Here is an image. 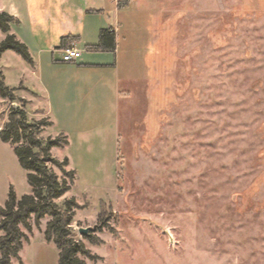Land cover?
Masks as SVG:
<instances>
[{"label":"rangeland","instance_id":"1","mask_svg":"<svg viewBox=\"0 0 264 264\" xmlns=\"http://www.w3.org/2000/svg\"><path fill=\"white\" fill-rule=\"evenodd\" d=\"M121 12V59L146 87L137 78L128 114L126 104L116 108L117 155L110 128L89 146L73 139L75 179L56 200L83 206L73 236L100 257L86 264H264V0H135ZM3 53L5 83L21 98L30 63ZM19 104L0 98V127ZM93 111L92 124L107 125L108 108ZM31 113L29 121H47ZM52 132L42 125L38 138ZM11 190L20 198L32 187L0 139L1 207ZM20 228L27 239L12 264H58L43 229L33 220L31 231Z\"/></svg>","mask_w":264,"mask_h":264},{"label":"crops","instance_id":"2","mask_svg":"<svg viewBox=\"0 0 264 264\" xmlns=\"http://www.w3.org/2000/svg\"><path fill=\"white\" fill-rule=\"evenodd\" d=\"M134 1L0 0V12L18 20L11 25L10 32L27 46L33 60L30 74L23 75L19 82L21 91L26 92L20 95L27 100L25 110L29 115L41 111L51 123L49 130L53 132L49 135L66 138L67 144L53 147L51 154L59 160L67 158L68 170H73L70 168L73 139L79 145L89 146L95 141V135L101 137L100 129L112 130L117 155L121 133L116 108L126 104L128 114L135 102L133 84L138 83L137 78L146 87L147 77H136L133 65L127 64L125 71L118 43L119 28L125 23L121 11ZM102 29L111 32L104 39V47L91 48L99 43ZM69 35L77 37L73 44L81 50V55L64 62L58 54H61L60 40ZM103 106L109 110L107 125L92 124L100 120L92 114L93 110ZM48 219H41L39 228L43 229L42 222Z\"/></svg>","mask_w":264,"mask_h":264},{"label":"trees","instance_id":"3","mask_svg":"<svg viewBox=\"0 0 264 264\" xmlns=\"http://www.w3.org/2000/svg\"><path fill=\"white\" fill-rule=\"evenodd\" d=\"M18 20L6 12H0V31L5 34L0 41V58L6 50H12L25 61L32 64L33 60L27 46L19 41L10 32L11 25ZM111 32L102 29L99 34V43L91 48L104 47V39ZM77 37L64 36L60 40V48L72 44ZM15 88L5 83L0 70V98L11 102L18 101L19 106H11L7 119L0 127V139L13 145V151L20 166L27 171V181L32 187L30 194L17 198L11 190L4 207L0 206V264H11L13 258L19 259L22 249V240L27 236L21 230L23 226L31 231V221L39 226L41 219L49 217L44 230V239L53 242L58 255V264H86L85 258L92 261L100 257L85 247L81 240L73 236L71 224L76 209L82 208L74 197L64 200L59 205L56 200L62 197L73 184L74 170H66L68 159L58 160L51 154L53 147H63L67 144L64 136L48 137L45 140L38 138L42 125H50L49 121H29L25 110L26 102L15 95ZM57 169L61 174L60 177ZM98 224L106 226L110 218L105 217V203H101L98 214ZM91 243L97 244L98 238L87 234Z\"/></svg>","mask_w":264,"mask_h":264},{"label":"built area","instance_id":"4","mask_svg":"<svg viewBox=\"0 0 264 264\" xmlns=\"http://www.w3.org/2000/svg\"><path fill=\"white\" fill-rule=\"evenodd\" d=\"M60 52L61 60L64 62L73 61L81 55V50L77 48L73 43L61 48Z\"/></svg>","mask_w":264,"mask_h":264},{"label":"water","instance_id":"5","mask_svg":"<svg viewBox=\"0 0 264 264\" xmlns=\"http://www.w3.org/2000/svg\"><path fill=\"white\" fill-rule=\"evenodd\" d=\"M89 229L90 228H79L78 231H79V233L86 235V234H88Z\"/></svg>","mask_w":264,"mask_h":264}]
</instances>
